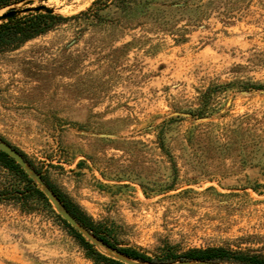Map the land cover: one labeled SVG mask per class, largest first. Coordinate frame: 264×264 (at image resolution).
Returning <instances> with one entry per match:
<instances>
[{"label":"rangeland","instance_id":"1","mask_svg":"<svg viewBox=\"0 0 264 264\" xmlns=\"http://www.w3.org/2000/svg\"><path fill=\"white\" fill-rule=\"evenodd\" d=\"M7 3L70 18L0 53V141L117 248L264 260V0ZM24 186L0 164V264H105Z\"/></svg>","mask_w":264,"mask_h":264},{"label":"trees","instance_id":"2","mask_svg":"<svg viewBox=\"0 0 264 264\" xmlns=\"http://www.w3.org/2000/svg\"><path fill=\"white\" fill-rule=\"evenodd\" d=\"M6 5H8L7 0H0V8ZM68 18L70 17H64L62 15L51 12L26 13L7 18L0 23V53L19 48L27 41L47 33L57 23L63 22ZM0 164L7 169L15 172L24 183L25 186L23 188V195L37 196L41 199H46L45 194L37 186L35 181L29 176L26 170L2 150H0ZM28 164L32 167L31 163L28 162ZM45 182L51 188L59 201L64 205V207L72 214V216H74L80 226L90 232L97 239L102 241L106 246L115 249L120 254L130 259L151 264H165L175 261H192L220 264H264V260L257 259L253 256H246L242 252L229 253L221 247L193 250L181 257L161 259H152L135 249L117 248L106 237L97 232L91 218H89L85 213H83L72 204H69V202L66 201L64 197L61 196V194L51 186V184H49L47 181ZM67 225L69 228H72L69 223H67ZM72 230L73 236L80 242V244L88 252L89 256L96 262L105 264H130L114 257H108L103 253L97 251L94 247V244L88 242L80 231H78L74 227L72 228Z\"/></svg>","mask_w":264,"mask_h":264},{"label":"water","instance_id":"3","mask_svg":"<svg viewBox=\"0 0 264 264\" xmlns=\"http://www.w3.org/2000/svg\"><path fill=\"white\" fill-rule=\"evenodd\" d=\"M9 18L15 16L13 13L8 14ZM0 150L8 154L11 158H13L20 166H22L26 172L29 174V176L42 187V192L48 197V199L51 201V203L55 206V208L58 210L61 217L66 220L71 226L75 227L78 231H80L83 236L87 237L90 241H93V244H98L103 247H105L107 250L113 252L116 254V259H120L126 263L130 264H151L147 262H139L137 260L130 259L122 254H120L115 249H112L108 246H106L102 241L97 239L95 236H93L90 232H88L86 229H84L82 226L79 225V223L76 221L74 216L64 207V205L59 201V199L55 196L51 188L46 184V182L43 180L42 176L34 170L23 158V156L13 147H11L9 144L0 141ZM165 264H220V263H206V262H192V261H175L172 263H165Z\"/></svg>","mask_w":264,"mask_h":264}]
</instances>
